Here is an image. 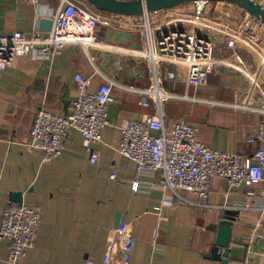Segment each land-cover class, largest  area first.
I'll use <instances>...</instances> for the list:
<instances>
[{"label":"crops","instance_id":"1","mask_svg":"<svg viewBox=\"0 0 264 264\" xmlns=\"http://www.w3.org/2000/svg\"><path fill=\"white\" fill-rule=\"evenodd\" d=\"M78 1L90 6L87 0ZM175 7L160 10L166 16L154 23L182 14ZM143 15H116L113 27L98 26L112 49L90 47L87 52L72 44L48 59L22 55L0 69V223L12 190L23 191L24 201L43 215L37 238L18 264H80L87 258L103 264L119 218L129 226L128 264H264V235L251 240L256 225L264 227V181L231 186L214 177L204 205H194L166 185L161 170L138 171L118 150L125 122L161 112L168 125L187 119L213 148L252 155L259 146L250 136L258 130L260 113L235 105L248 86L247 77L221 65L205 85L194 86L169 78L167 67H176L164 62L155 75L151 61L137 54L149 43L142 32ZM0 22L6 31L32 33L36 7L22 0H0ZM238 50L253 72L263 62L264 46L240 42ZM222 51L228 53L226 47ZM79 72L93 77L95 87L106 77L116 81L109 103L111 124L103 129L97 147L100 160L91 162L82 133L72 128L63 152L45 162L43 150L29 145L35 114L42 107L70 112L79 96ZM226 208L238 213L229 261L223 262L208 252ZM8 252L9 241L0 239V264H9Z\"/></svg>","mask_w":264,"mask_h":264},{"label":"built area","instance_id":"2","mask_svg":"<svg viewBox=\"0 0 264 264\" xmlns=\"http://www.w3.org/2000/svg\"><path fill=\"white\" fill-rule=\"evenodd\" d=\"M22 1L36 7L34 31H6L0 22V69L12 65L22 55L36 60L48 59L72 44L81 45L87 52L90 47L113 48L99 33L98 26L113 27L114 17L120 14L100 10L91 3L90 6L84 5L78 0H58V4L52 0ZM255 1L264 6V0ZM193 8L154 25L150 16L159 11L145 14L142 32L149 43L137 54L151 61L155 75H158L159 63L172 64L176 71L167 67V76L178 77L194 86L205 85L209 75L221 65L240 70L249 83L235 105L260 113L258 130L250 136L251 141L259 142L258 148L252 155L213 148L200 139L198 127L187 119L180 118L168 125L161 112L125 122L118 150L136 164L138 171L161 170L166 185L172 191L189 203L204 205L214 177L225 179L231 186L264 181V58L253 72L238 50L240 42L263 48L264 23L226 1L197 0ZM235 10L236 16L231 12ZM42 17L53 19L50 29L40 27ZM223 47L228 53H223ZM91 59L94 60V56ZM94 83L93 77L76 73L79 96L70 112L46 107L37 110L30 128L29 145L43 150L45 162L63 152L72 128L82 133L91 162H99L101 155L97 147L102 143L103 129L111 124L109 103L116 81L106 77L98 86L95 87ZM155 90L150 89V92ZM117 176L115 172L111 174L114 179ZM1 184L0 177V189ZM133 187L138 189L139 182L134 181ZM42 218L40 208L26 201L11 203L5 208L0 223V239L9 241V264H18L25 257L37 238ZM261 218L264 220V205L261 206ZM263 235L264 227L259 223L251 240L260 239ZM128 237L129 226L121 223L102 257L103 264L130 262L131 253L126 248ZM80 264L97 263L87 258Z\"/></svg>","mask_w":264,"mask_h":264},{"label":"water","instance_id":"3","mask_svg":"<svg viewBox=\"0 0 264 264\" xmlns=\"http://www.w3.org/2000/svg\"><path fill=\"white\" fill-rule=\"evenodd\" d=\"M96 8L120 15H140L150 12L160 11L194 2L197 0H87ZM226 1L233 3L241 12H249L264 23V6L255 0H211ZM234 16L237 11H231ZM239 16V15H238ZM53 24L52 18L42 17L40 19V27L48 30ZM10 204L24 201V193L20 190H12L9 192ZM237 209L226 208L224 216L219 220L216 240L212 245L208 256L220 259L223 262L229 261L231 237L233 233V225L237 218ZM121 224L120 218L116 221V226ZM223 249V250H221Z\"/></svg>","mask_w":264,"mask_h":264},{"label":"rangeland","instance_id":"4","mask_svg":"<svg viewBox=\"0 0 264 264\" xmlns=\"http://www.w3.org/2000/svg\"><path fill=\"white\" fill-rule=\"evenodd\" d=\"M193 6H194V2L182 4V5H179V6L175 7V11H179V12H182V11H190V10L194 9ZM164 12H166V11H164ZM110 13H112V12H110ZM157 13H154V14H152L150 16V19H151L153 25L155 24L154 23V20H159L160 18L163 19L166 16V13H165V15H164V13L163 14H161V13H158L157 14ZM113 14H116V13H113ZM143 17L146 20V15H143Z\"/></svg>","mask_w":264,"mask_h":264}]
</instances>
